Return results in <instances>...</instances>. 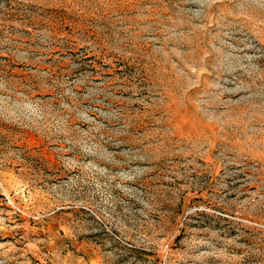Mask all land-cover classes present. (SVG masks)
Wrapping results in <instances>:
<instances>
[{
    "label": "rangeland",
    "instance_id": "rangeland-1",
    "mask_svg": "<svg viewBox=\"0 0 264 264\" xmlns=\"http://www.w3.org/2000/svg\"><path fill=\"white\" fill-rule=\"evenodd\" d=\"M0 264H264V0H0Z\"/></svg>",
    "mask_w": 264,
    "mask_h": 264
}]
</instances>
